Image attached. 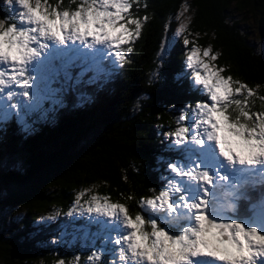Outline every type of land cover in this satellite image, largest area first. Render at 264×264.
I'll list each match as a JSON object with an SVG mask.
<instances>
[{"label": "trees", "instance_id": "1", "mask_svg": "<svg viewBox=\"0 0 264 264\" xmlns=\"http://www.w3.org/2000/svg\"><path fill=\"white\" fill-rule=\"evenodd\" d=\"M79 2L47 0L69 11ZM183 9L185 30L160 56ZM5 10L0 3L1 18ZM132 13L148 18L133 51L123 65L74 83L86 99L70 90L49 119L0 125V264H52L75 254L82 263L85 244L59 238L77 199L109 197L135 215L140 197L158 194L168 164L182 157L170 144L181 111L204 99L185 65L191 43L207 45L218 57L214 67L254 88L251 110L264 111V0H139ZM239 204L254 213L264 188L247 187Z\"/></svg>", "mask_w": 264, "mask_h": 264}, {"label": "snow or ice", "instance_id": "2", "mask_svg": "<svg viewBox=\"0 0 264 264\" xmlns=\"http://www.w3.org/2000/svg\"><path fill=\"white\" fill-rule=\"evenodd\" d=\"M6 2L22 11L11 26L0 20V116L15 107L5 100L33 99L31 73L41 65L61 61L67 67L84 49L123 65L148 19L132 13L139 0H81L75 11H59L47 0ZM211 51L193 47L186 56L204 99L181 111L171 135L184 155L168 164L170 175L158 194L140 197L135 215L109 197L93 196L86 209L116 232L111 242L119 246L121 264H264V211L242 213L239 204L247 187L264 188V111L251 110L254 88L201 58L217 60ZM229 187L232 199L225 202L221 193Z\"/></svg>", "mask_w": 264, "mask_h": 264}, {"label": "rangeland", "instance_id": "3", "mask_svg": "<svg viewBox=\"0 0 264 264\" xmlns=\"http://www.w3.org/2000/svg\"><path fill=\"white\" fill-rule=\"evenodd\" d=\"M0 3L6 8L5 12H3L4 19L0 17V20L6 22L5 26L8 27L13 23H17L18 13L22 11V9H20L15 2L11 6L7 4L6 0H0ZM76 8L71 11H75ZM63 10H65V8L59 9V11ZM176 20V25L172 29L170 35H166L162 42L160 56L170 47L173 40L180 37L181 32L179 30L181 27L185 28L189 20V13L183 9L177 13ZM193 47L199 48L201 53L204 49L208 48L207 45L198 46L197 44L191 43L187 48L185 56L189 54ZM84 53L85 55L80 56L67 67H65L61 61H54V67H45L41 65L36 71L32 72L31 74L35 78V84L30 90V95L33 99L29 101L27 98L17 95L11 101L5 100L6 104H13L15 107L6 109V114L0 116V125L3 121L15 117L17 122L21 124L20 126H22V128H30L32 120L49 119L56 107L63 102L68 91L76 90L74 92L77 99L84 100L87 98L85 92L81 89H77V87L74 86V83L78 84L81 82L80 80L88 81L86 78L87 76L95 78L98 76L99 72L106 68L110 69L118 67L119 65L118 61L113 62L114 57L111 55H106L103 59H99L93 57L88 49H84ZM201 58L207 60V62L212 65L208 58L203 56H201ZM191 71L192 70L189 69V74ZM86 73H89V75ZM14 91L19 93L20 89L14 88ZM173 141L174 137L171 136V145H173ZM173 147L175 146L173 145ZM180 153L182 157L179 158V161H173V163H179L182 160L184 154L182 152ZM169 175L170 172L167 167L165 177H168ZM82 192L83 191L80 190V193ZM221 195L222 199L225 202H228L232 197L228 199L226 196H232V190L230 188H225ZM93 196L95 195H84L82 199H77V201L73 203L67 213L68 222L62 226V233L59 238L62 239V243L64 242V244H66V242L67 244H70L71 242L73 243L75 240L78 243L81 242L85 244L89 253L86 255L85 259L82 260L83 264H94V260L96 259H89V257L94 254L95 256H102V258L105 259L106 264H121L119 259V246L114 245V243L111 242V240L116 237V232H113L110 228L103 226L101 223H97L98 220H103V218L97 217L94 213L90 214L86 211ZM262 211H264V206L255 208L254 213L259 215ZM77 260L78 255L75 254L73 257H69L67 261L62 262L63 264H82L78 263ZM52 264H61V262H54Z\"/></svg>", "mask_w": 264, "mask_h": 264}, {"label": "clouds", "instance_id": "4", "mask_svg": "<svg viewBox=\"0 0 264 264\" xmlns=\"http://www.w3.org/2000/svg\"><path fill=\"white\" fill-rule=\"evenodd\" d=\"M0 22H2V21H0Z\"/></svg>", "mask_w": 264, "mask_h": 264}]
</instances>
